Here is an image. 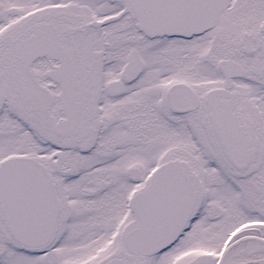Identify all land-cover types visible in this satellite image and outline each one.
<instances>
[{
  "label": "snow or ice",
  "instance_id": "6c2138e0",
  "mask_svg": "<svg viewBox=\"0 0 264 264\" xmlns=\"http://www.w3.org/2000/svg\"><path fill=\"white\" fill-rule=\"evenodd\" d=\"M0 264H264V0H0Z\"/></svg>",
  "mask_w": 264,
  "mask_h": 264
}]
</instances>
